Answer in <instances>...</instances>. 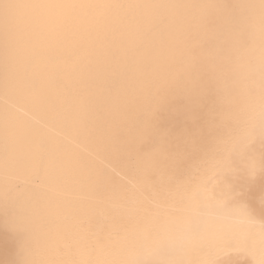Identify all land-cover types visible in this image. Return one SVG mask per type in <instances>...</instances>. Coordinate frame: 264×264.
<instances>
[{"label":"snow or ice","instance_id":"obj_1","mask_svg":"<svg viewBox=\"0 0 264 264\" xmlns=\"http://www.w3.org/2000/svg\"><path fill=\"white\" fill-rule=\"evenodd\" d=\"M257 7L264 33V0L259 5L0 0V79L6 94L28 88L27 58L22 52L33 41L54 39L88 52L84 86L93 103L82 106L75 127V134L84 138L97 135L98 124L106 122V113L120 106L134 89L141 68L148 67L159 46L185 33L191 36L193 29L205 30L202 43L181 51L169 86L151 92L149 103L154 110L138 113L130 126L114 130L111 138L114 146L131 153L137 150L129 143L131 135L143 138L139 150L162 136H175V149L152 163L160 173L159 181L151 184L152 192L140 188L130 192L123 182L104 185L97 188L93 200L74 210L91 219L103 207L105 217L113 222L118 219L114 212H120L123 220L124 213L135 210L128 220L139 235L133 245L138 249L136 257L129 258L121 249L117 258L95 264H264V225L258 242L245 228L246 221L257 217L264 222V121L259 154L250 143V134L226 136L218 124L222 93L233 71L234 45L244 41L249 13ZM204 9L214 11H197ZM261 73L264 78V48ZM31 94L35 96L34 91ZM59 115L54 110V116ZM27 116L15 105L4 112L0 150L6 175L10 164L61 161L65 155L51 138L50 127L31 124ZM193 158L199 161L202 174L198 171L199 182L188 196L190 186L176 185L167 176V168L171 164L179 171ZM137 166L143 167V161ZM142 191L145 199L138 200ZM177 197L180 205H185V199L187 205L179 217L168 220L166 205L175 203ZM0 206L5 224L11 218L18 237L20 258L16 264H93L62 258L37 261V233L44 227V218L36 206L21 205L7 182ZM161 220L166 223L160 224ZM69 234L73 237L70 246L87 247L85 239L70 233L66 223V239ZM257 243L259 261L254 259ZM167 245H178L181 258H154Z\"/></svg>","mask_w":264,"mask_h":264},{"label":"bare ground","instance_id":"obj_2","mask_svg":"<svg viewBox=\"0 0 264 264\" xmlns=\"http://www.w3.org/2000/svg\"><path fill=\"white\" fill-rule=\"evenodd\" d=\"M74 2H119V3H159V4H255L260 0H74ZM211 13L214 10H197ZM250 20L244 27L246 33L243 42L234 45L233 71L227 81L228 87L222 93V112L218 124L228 135L250 134V143L257 154L261 148V123L264 121V78L261 73V50L264 48V33L261 32L260 9L249 13ZM205 30L193 29L192 35L185 33L173 37L159 46L153 53L147 68H141V76L135 82L133 90L127 94L120 106L106 113V122L98 124L95 137L84 138L75 134L76 121L82 106L92 105L89 90L84 86L85 68L89 54L82 48H71L54 39H37L22 52L27 58L25 78L28 88L24 92L5 93L0 79V131L6 109L15 105L28 113L26 119L34 125L50 127L51 138L65 153L61 161L37 162L23 161L19 165L10 164L7 175L2 150H0V197L7 182L10 191L21 205H35L44 218V227L37 233V247L34 257L37 261L62 258L76 261L110 260L123 249L129 258H135L138 249L133 245L139 239L130 215L114 212L118 219L113 222L104 215L103 207L97 208L90 219L74 210L95 198L98 187L113 184L124 186L131 192L135 188L152 192L151 184L159 181L160 173L152 167L154 160H162L167 152L175 149V136H162L154 145H147L138 135L128 140L135 151L129 153L112 144L114 130L131 124L138 113L153 111L149 97L155 88H167L176 72L181 51L202 43ZM35 92V96L31 92ZM54 110L60 113L54 116ZM109 124L111 127H109ZM2 143V137H0ZM143 161V167L138 162ZM199 161L193 158L180 167L168 165L167 176L176 185H189L190 196L199 182L197 175ZM153 173H155L154 178ZM183 192V188L181 189ZM138 200L145 199L143 191ZM180 197L175 203L169 202L164 216L168 220L180 216L183 207ZM156 209L153 208V215ZM68 217V221H65ZM8 225L2 206H0V264H16L19 257V245L16 232ZM70 233L85 239L87 247L70 246L72 235L65 238V224ZM127 223V228L124 224ZM161 220L160 224H165ZM264 222L257 217L253 222H245L246 230L256 237ZM159 227V225H158ZM182 252L179 246L167 245L156 259H179ZM151 258V257H150ZM257 243L254 259H260Z\"/></svg>","mask_w":264,"mask_h":264}]
</instances>
